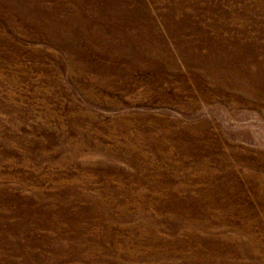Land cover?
<instances>
[{
	"label": "rangeland",
	"instance_id": "rangeland-1",
	"mask_svg": "<svg viewBox=\"0 0 264 264\" xmlns=\"http://www.w3.org/2000/svg\"><path fill=\"white\" fill-rule=\"evenodd\" d=\"M0 264H264V0H0Z\"/></svg>",
	"mask_w": 264,
	"mask_h": 264
}]
</instances>
